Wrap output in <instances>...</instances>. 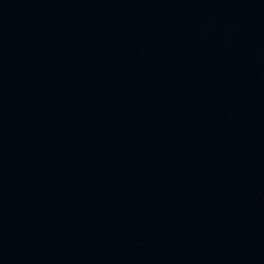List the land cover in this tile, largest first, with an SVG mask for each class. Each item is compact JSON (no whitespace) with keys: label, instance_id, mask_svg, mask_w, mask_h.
<instances>
[{"label":"water","instance_id":"obj_1","mask_svg":"<svg viewBox=\"0 0 264 264\" xmlns=\"http://www.w3.org/2000/svg\"><path fill=\"white\" fill-rule=\"evenodd\" d=\"M0 264H264V0H0Z\"/></svg>","mask_w":264,"mask_h":264}]
</instances>
